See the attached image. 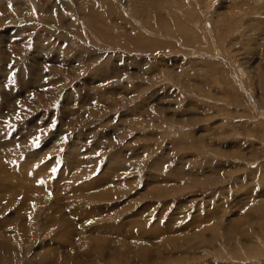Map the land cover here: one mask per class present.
<instances>
[{
    "label": "rangeland",
    "instance_id": "obj_1",
    "mask_svg": "<svg viewBox=\"0 0 264 264\" xmlns=\"http://www.w3.org/2000/svg\"><path fill=\"white\" fill-rule=\"evenodd\" d=\"M0 174V264H264V0H0Z\"/></svg>",
    "mask_w": 264,
    "mask_h": 264
},
{
    "label": "bare ground",
    "instance_id": "obj_2",
    "mask_svg": "<svg viewBox=\"0 0 264 264\" xmlns=\"http://www.w3.org/2000/svg\"><path fill=\"white\" fill-rule=\"evenodd\" d=\"M6 107H7V106H6ZM1 108H2V107H1ZM1 110H2V109H1ZM9 134H10V133H9ZM8 143H10V142H8ZM24 176H25V174H24ZM8 177H9V176H8ZM1 179H4V180H5L4 176L0 174V180H1ZM25 179H26V178H25ZM1 181H2V180H1ZM1 181H0V182H1ZM3 183H4V182H3Z\"/></svg>",
    "mask_w": 264,
    "mask_h": 264
}]
</instances>
